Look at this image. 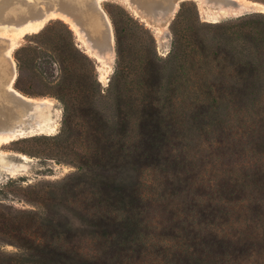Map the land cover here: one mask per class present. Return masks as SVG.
Listing matches in <instances>:
<instances>
[{
  "label": "rangeland",
  "instance_id": "rangeland-1",
  "mask_svg": "<svg viewBox=\"0 0 264 264\" xmlns=\"http://www.w3.org/2000/svg\"><path fill=\"white\" fill-rule=\"evenodd\" d=\"M244 1L251 3L250 9L219 13L203 0H0V130L16 137L6 143L9 138L0 135V264H8L10 259L19 261L30 252L36 255L47 246L83 255L97 250L98 243L86 238L56 240L48 236L40 222L41 218L66 214L74 208L88 214L93 210L86 186L59 199L69 179L82 172L81 151L86 148L88 115L94 108L107 118L113 117L110 90L106 92L112 79L119 84V93H125V81L130 78L146 82L143 74L150 60L166 59L172 49L171 26L175 20L179 21L178 30H182L184 18L194 23L188 54L209 53L214 62V50L225 53L226 47L217 44L218 39L224 40L218 35L224 30L216 28L221 25L228 32H239L234 46L242 56L263 52L262 48H255L257 42L252 41L251 35L264 27V0ZM182 4L180 20L177 16ZM101 9L113 33L114 54L106 61L91 48L106 45L109 35ZM121 10L145 32L133 25L121 38L127 59L123 66L129 61L131 70L125 69L128 77L116 78L118 45L112 19L123 22ZM49 12L57 13L43 19ZM67 14L77 20L83 35L75 30ZM168 14V21L163 20ZM35 18L43 20L34 28L29 23ZM61 22L71 29L76 47L90 57L94 70L86 67L87 75L77 72L72 76L77 101L68 123L69 132L60 139L64 130L63 104L54 94H48L49 87L34 75L35 61L18 66L16 57L23 61L33 55L41 57L38 50L45 51L50 46L47 38L34 34L45 28L47 37L53 39ZM207 25L212 28H203ZM43 71L53 72V68L44 67ZM168 79L173 81V75L169 74ZM16 83L24 92L16 89ZM87 91L94 95L90 103ZM115 92H111V97ZM170 93L174 96L170 103L174 118L186 124L194 114L192 102L187 99L190 92L182 86L177 91L170 88ZM225 94L230 95L231 91ZM8 95L18 102L31 99L36 104L24 106ZM257 100L246 103L237 97L229 102L230 120L222 137L198 133L200 139L181 151L187 158L184 164H169L142 174L141 191L147 199L146 245L140 253L125 259V264H264V87ZM236 183L248 188L241 189ZM193 233H197L196 244L188 240ZM214 233L241 242L247 251H235L237 246L214 251L213 242H209Z\"/></svg>",
  "mask_w": 264,
  "mask_h": 264
},
{
  "label": "trees",
  "instance_id": "trees-1",
  "mask_svg": "<svg viewBox=\"0 0 264 264\" xmlns=\"http://www.w3.org/2000/svg\"><path fill=\"white\" fill-rule=\"evenodd\" d=\"M182 10L183 4L177 16L180 20L183 18ZM121 11L123 22L112 19L118 45L116 78L128 77L125 69L131 70L129 61L123 66L127 59L121 49V38L133 25L145 32L136 20L124 10ZM178 22L175 20L171 26V51L166 59L155 57L150 60L143 74L145 83L130 78L125 81V93H119V84H115L113 79L110 81L106 92L110 90L113 117L107 118L94 108L88 115L90 126L85 138L86 148L81 151L84 161L81 164L82 172L69 179L59 199L63 200L67 192L75 188L86 186L92 197V212L83 213L74 208L70 209L71 213H55L40 219L48 236L56 240L90 239L98 243L97 250L83 255L47 246L38 254L30 252L19 261L10 259L8 264H125V259L140 253L146 245L148 227L144 217L147 199L141 191L142 174L169 164H184L187 158L182 156L181 151L188 149L193 140L200 139L198 133L214 137L221 134L222 137L229 125L228 107L233 99L238 97L246 103L258 101L264 87V27L251 35L252 41L257 42L255 48L258 51L262 48L263 52L242 56L234 46L239 32H228L225 26H216L224 30L218 33L224 40L218 39L217 44L226 48L225 53L214 50L213 62L209 53L204 56L188 54L194 23L190 18H184L183 28L178 30ZM203 28L211 29L212 26ZM46 32L44 28L34 34L37 38H47L50 46L45 51L38 50L37 54L41 57L29 56L25 61L16 57V60L18 66L35 61L34 75L49 87L51 92L48 94H54L63 104L64 130L60 133L61 139L69 132L68 123L73 118L72 109L77 101L76 83L72 76L77 72L85 76L86 67L94 70V65L90 57L76 47L73 32L66 24H61L53 39L48 38ZM44 67L53 68V72H44ZM169 74L173 75V81L168 79ZM182 86L190 92L187 99L194 109L192 119L187 120L186 124L178 122L170 108L174 100L170 88L177 91ZM16 89L24 92L17 83ZM228 90L231 91L230 95L225 94ZM112 91H116L113 97ZM86 94L90 103L94 95L89 91ZM130 137L133 140H129ZM236 186L245 190L248 188L246 184L236 183ZM188 240L196 244L197 233L195 236L194 233L192 236L190 234ZM209 242H213L214 251L228 250L232 246L238 247L235 251H247L241 242L218 233H214L213 240Z\"/></svg>",
  "mask_w": 264,
  "mask_h": 264
},
{
  "label": "bare ground",
  "instance_id": "bare-ground-1",
  "mask_svg": "<svg viewBox=\"0 0 264 264\" xmlns=\"http://www.w3.org/2000/svg\"><path fill=\"white\" fill-rule=\"evenodd\" d=\"M209 7H212V8H214V10H217L219 13H223V12H230V13H241L242 11H244V10H246V9H250L251 8V3H249V2H246V1H244V0H227V2L226 1H211V0H203ZM95 7H96V5H95ZM99 7V6H98ZM101 11H102V9H101ZM64 12H66V11H64ZM50 14L49 15H47V14H45V15H47V16H43V17H45V18H43V19H46V18H48L50 15H52V14H55V13H57V12H53V13H51V12H49ZM60 13V12H59ZM68 13H70L69 11H68ZM66 14V13H65ZM71 14H72V12H71ZM101 14V13H100ZM102 14H103V16L105 17V20L107 21V23H108V25H109V35H108V38H107V41H106V45H104V46H101V47H91L92 48V52L93 53H96L98 56H99V59H101V60H108L109 58H111L112 56H113V54H114V46H113V33H112V29H111V24H110V21L108 20V18H107V15L102 11ZM68 15H70V14H67V16H66V18L73 24V26H74V28H75V30L77 31V32H79L80 34H82V31H81V29H80V26L76 23L77 22V20L76 21H74L73 19H71V18H68ZM160 16V15H159ZM71 17V16H70ZM157 17V16H156ZM162 17V16H161ZM169 17H170V15L168 14L166 17H164V19L163 20H167L168 21V19H169ZM73 18V17H72ZM75 18V17H74ZM163 18V17H162ZM38 19V18H37ZM43 19H38V20H36V18H35V20L34 21H32L31 23H29L31 26H34V28L35 27H37L40 23H41V21L43 20ZM157 19V18H156ZM152 20V19H151ZM162 20V21H163ZM78 21H79V19H78ZM157 21V20H156ZM158 22V21H157ZM105 24V23H104ZM103 25V24H102ZM107 25H105V27H106ZM81 28H82V26H81ZM87 28V27H86ZM104 28V27H103ZM32 29V28H31ZM106 29V28H105ZM102 30V29H101ZM84 32V31H83ZM108 33V32H107ZM83 35V34H82ZM86 38V37H85ZM106 39V38H105ZM87 40V39H86ZM98 43V42H97ZM96 43V44H97ZM102 43V42H101ZM103 44V43H102ZM11 61V60H10ZM11 64H12V66H13V62L11 61ZM12 92H14L15 94H17L15 91H12ZM18 95V94H17ZM9 96V98L10 99H15L14 98V96H11V95H8ZM16 100V99H15ZM14 101V100H13ZM20 101V100H19ZM15 102V101H14ZM16 102H18L17 100H16ZM30 103H33V104H36V101L35 100H31V99H27V100H23V102L21 101V102H18V104H21V105H24V106H26V105H31ZM37 105H38V103H37ZM41 105H42V103H41ZM15 106V105H14ZM39 106V105H38ZM41 107V106H40ZM39 107V108H40ZM44 107V106H43ZM42 107V108H43ZM29 108L30 107H28V110H29ZM33 108V107H32ZM11 109V108H10ZM19 109V108H18ZM17 109V110H18ZM16 110V112L17 113H19L18 111ZM21 110V109H20ZM25 110V109H24ZM12 111V110H11ZM13 111H15V107H14V110ZM22 112V111H21ZM41 112V111H40ZM39 112V113H40ZM15 112H13V114H14ZM17 113L16 114H14V115H17ZM36 113L38 114V112L36 111ZM36 116V115H35ZM30 118L31 117H33L34 118V116L32 115V116H29ZM29 119V118H28ZM32 119V118H31ZM10 120V119H9ZM22 129V128H21ZM8 130H11V129H8ZM1 134H3L4 136H6V137H8L9 139L8 140H6L5 142L6 143H8L9 142V140L10 139H16V137H15V135L14 134H11V133H5V131H3V130H0V135ZM0 141H3V140H1L0 139ZM1 143V142H0Z\"/></svg>",
  "mask_w": 264,
  "mask_h": 264
}]
</instances>
